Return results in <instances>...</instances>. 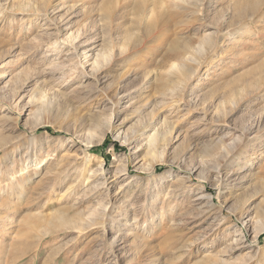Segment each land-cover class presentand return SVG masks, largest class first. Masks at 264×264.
<instances>
[{"label":"rangeland","instance_id":"374dc122","mask_svg":"<svg viewBox=\"0 0 264 264\" xmlns=\"http://www.w3.org/2000/svg\"><path fill=\"white\" fill-rule=\"evenodd\" d=\"M20 1L0 0V264H264V0Z\"/></svg>","mask_w":264,"mask_h":264},{"label":"bare ground","instance_id":"6f19581e","mask_svg":"<svg viewBox=\"0 0 264 264\" xmlns=\"http://www.w3.org/2000/svg\"><path fill=\"white\" fill-rule=\"evenodd\" d=\"M41 1V5L40 6H38V5H35L36 3H34L32 0H27V1H25V2H27L26 3V5H23L22 4V2L20 1V3L18 4V6L20 7V10L21 11H26V10H34V11H41V12H43V13H45V14H47L48 13V10L52 7V0H40ZM246 1H248L249 2V6H252V7H249L248 8V10H251V9H253V8H255V6H253V5H255L254 3H252L251 4V1L250 0H246ZM55 8V6L52 8V9H54ZM107 13H109V10L108 9H106V8H104L103 9V14H104V17L105 18H108V15H107ZM249 13V12H248ZM246 14V13H245ZM245 14H243V11H242V15H245ZM48 16V15H47ZM55 36V35H54ZM88 40V38H86L84 41H87ZM91 40V39H90ZM80 41H78V42H76V43H72L71 44V46H72V48L74 49V56L75 57H77V59H78V57H79V54H78V52H77V48H78V46L80 45V44H82V43H79ZM52 43H56V39H54L53 40V42ZM51 43V44H52ZM109 51V52H108ZM107 52H103L102 54H95V55H93L92 57H93V60H92V63L89 65L90 66V69H91V73H92V75H94V78H95V82L96 83H98L99 81H101V78L100 77H98V75H96L98 72H100V71H104V70H106V69H109V67H110V65L112 64V62L118 57V55H121L122 53H123V51L122 50H120L119 52H115L112 48L111 49H109ZM87 53V52H86ZM90 55V54H89ZM91 56V55H90ZM85 57H87L86 55H85ZM88 60V59H87ZM86 61V60H85ZM82 64V61L80 60V59H78L77 60V64ZM77 66H79V65H77ZM173 70H176L177 71V77H176V80H174V81H172V83L170 82L169 84H171L169 87H168V91L166 92L165 90L162 92L163 93V95H165V96H168L172 101H177L178 100V97L179 96H181V94H180V91H181V93H182V91H183V89L185 88V86H186V84H187V81L189 80V78L194 74V71L195 70H190V68L188 69H186L185 68V66L183 65V64H173L172 65V67H171ZM106 71H108V70H106ZM88 76H90L89 75V73H88ZM103 79V78H102ZM98 84H96V86H97ZM95 86V85H94ZM118 89V88H117ZM119 90V89H118ZM127 91V90H126ZM242 91V90H241ZM122 92H124L125 93V91H122ZM179 92V93H178ZM119 94H121V91H118V92H115V94H114V97H115V101H112V106H115V105H118V103H119V101H120V95ZM123 94V93H122ZM127 95H128V93H127ZM174 97H177V100L175 99H173ZM164 99V98H163ZM107 100V99H106ZM111 101V100H110ZM107 102H109V99H108V101ZM145 102V101H144ZM145 103H141V104H139V105H144ZM112 109V112H111V115H113V114H117L118 113V111L119 110H117V111H115L114 110V107H112L111 108ZM118 109V108H117ZM14 119H16V118H14ZM111 123V122H110ZM109 125V124H108ZM114 125V124H113ZM113 125H112V127H113ZM108 127V126H107ZM111 128V127H110ZM257 128H259V125H258V127ZM5 129V128H4ZM13 128H11V130H12ZM3 131V129L1 128V132ZM4 131H6V130H4ZM168 131H170V130H168ZM8 135V134H7ZM6 135V136H7ZM2 136H0V138H1ZM156 137H157V133L156 132H154L153 134H152V136H151V138H150V141L151 142H153V141H155L156 140ZM1 139H3V137L1 138ZM227 156V155H226ZM225 157V156H224ZM28 159V158H27ZM226 159V158H225ZM249 160V159H248ZM247 161V160H246ZM245 161V162H246ZM248 163V162H247ZM66 165H70V166H68L69 168L70 167H72L73 166V164H66ZM62 168H64L65 170H62ZM68 168H65V166L63 165V166H61V168H54V170L52 171L53 173H52V175H51V178H50V181H55L57 178H59V177H61V176H66L67 175V172H68V170H67ZM51 174V173H50ZM47 175V174H46ZM225 176H226V173L225 172H221V183H225ZM43 185V184H42ZM16 188L18 189V190H21V187H20V185H16ZM230 192V190H228V193ZM105 206V205H104ZM264 210V209H263ZM264 212V211H263ZM99 214H101V213H99L98 212V215ZM87 218V217H86ZM90 222H91V220H90ZM81 225V224H80ZM260 230H264V224L260 227ZM256 234V233H255ZM254 234V235H255Z\"/></svg>","mask_w":264,"mask_h":264}]
</instances>
